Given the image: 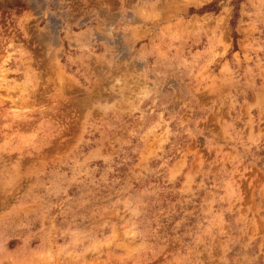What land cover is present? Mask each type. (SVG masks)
<instances>
[{"label":"rangeland","instance_id":"374dc122","mask_svg":"<svg viewBox=\"0 0 264 264\" xmlns=\"http://www.w3.org/2000/svg\"><path fill=\"white\" fill-rule=\"evenodd\" d=\"M0 264H264V0H0Z\"/></svg>","mask_w":264,"mask_h":264}]
</instances>
